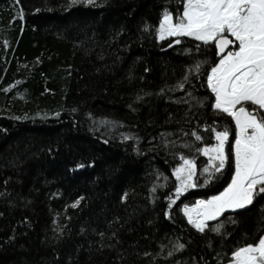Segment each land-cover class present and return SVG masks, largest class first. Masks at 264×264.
I'll return each instance as SVG.
<instances>
[{"label": "trees", "instance_id": "1", "mask_svg": "<svg viewBox=\"0 0 264 264\" xmlns=\"http://www.w3.org/2000/svg\"><path fill=\"white\" fill-rule=\"evenodd\" d=\"M186 3L0 0V264H229L264 236L259 187L203 232L183 213L231 184L237 137L208 85L215 42L159 38ZM38 21L91 24L94 37ZM225 129L217 172L202 149ZM184 159L195 186L177 196Z\"/></svg>", "mask_w": 264, "mask_h": 264}, {"label": "snow or ice", "instance_id": "2", "mask_svg": "<svg viewBox=\"0 0 264 264\" xmlns=\"http://www.w3.org/2000/svg\"><path fill=\"white\" fill-rule=\"evenodd\" d=\"M77 2L70 0L72 4ZM225 33L234 40L228 39ZM167 37H191L204 44L216 42L221 54L229 45L237 49L222 55L208 78V85L215 93V108L232 117L239 132L230 149L235 173L229 187L207 202L200 201L196 209L191 210H200L198 218L189 210L185 211L189 223L203 232L206 221L216 220L225 211L245 208L252 203L257 187L264 186V112L260 111L264 110V0H187L178 22L174 23L171 15L164 14L159 38ZM245 103L252 107H237ZM196 139L201 137L196 136ZM215 140L218 143L214 147L202 151L213 161L211 167L219 172L229 159V154L225 153L228 130L216 132ZM195 169L191 159H184V166L177 169L176 177L181 181L177 196L185 188L195 186ZM258 190L264 192V187ZM235 260L236 264H264V238L258 246L237 250Z\"/></svg>", "mask_w": 264, "mask_h": 264}, {"label": "rangeland", "instance_id": "3", "mask_svg": "<svg viewBox=\"0 0 264 264\" xmlns=\"http://www.w3.org/2000/svg\"><path fill=\"white\" fill-rule=\"evenodd\" d=\"M187 4V3H186ZM185 8H186V6H185ZM170 15V14H169ZM174 22V21H173ZM39 25H41V26H43V27H45L46 29H48V30H54V31H57V32H59V33H61V34H64V35H70V36H72V37H74L77 41H78V43L80 44V45H86V44H89L91 41H92V39H93V37H94V31H93V28H92V26H91V24H83V25H80V24H74V25H72V26H69V27H63V26H59V25H55V24H53V23H51V22H48V21H38L37 22ZM163 23V20H162V22H161V24ZM160 24V25H161ZM160 28V27H159ZM233 38V37H232ZM234 39V38H233ZM236 51V50H235ZM211 75V74H210ZM210 87V86H209ZM211 88V87H210ZM245 104H249V103H245ZM245 104H243V105H238L237 107L239 108L240 106H244ZM251 106V105H250ZM245 107V106H244ZM247 108V107H246ZM234 120V119H233ZM235 122V121H234ZM237 128V127H236ZM238 132H239V129L237 128V135H238ZM228 142H229V140H228ZM228 142L226 143V145H225V153L226 154H228V150H227V147H228ZM209 148H211V147H209ZM234 178V177H233ZM229 187V186H228ZM227 187V188H228ZM258 187H260V186H258ZM226 188V189H227ZM223 193V192H222ZM221 193V194H222ZM219 196V195H218ZM216 197V196H215ZM212 198H214V197H212ZM212 198H210V199H208V200H199L196 204H194V205H192V206H185L184 208H183V213L185 214V211L186 210H189L190 212H191V215L194 217V218H198L197 217V212H199L200 210L199 209H197L196 211H191L192 209H196V206H197V204L200 202V201H205V202H207V201H209V200H211ZM252 202H253V200H252ZM252 204V203H251ZM251 204H249V205H247L246 207H248V206H250ZM236 210H239V209H236ZM228 211H235V210H228ZM226 212V211H225ZM186 215V214H185ZM221 216V215H220ZM219 216V217H220ZM186 217H187V219H188V215H186ZM188 221H189V219H188ZM210 221H213V220H209V221H206V225L208 224V222H210ZM191 224V223H190ZM191 225H193V224H191ZM194 226V225H193ZM207 227V226H206ZM205 227V228H206ZM197 229V228H196ZM262 238H264V236L262 237ZM261 238V239H262ZM259 243V242H258ZM258 243L257 244H254V245H252V246H258ZM229 264H236V260H235V255H234V257H233V261L231 262V263H229Z\"/></svg>", "mask_w": 264, "mask_h": 264}, {"label": "water", "instance_id": "4", "mask_svg": "<svg viewBox=\"0 0 264 264\" xmlns=\"http://www.w3.org/2000/svg\"><path fill=\"white\" fill-rule=\"evenodd\" d=\"M227 38H228V39H231V40H234L230 35H227ZM215 44H216V42H215ZM177 45H178V44L174 43L170 48H173L174 46H177ZM216 46H217V50H218V56H219L220 59H221L222 55H227L228 51H232V50L235 48L234 45H229V46L225 49V52H224L223 54H221V53L219 52V48H218V45H217V44H216Z\"/></svg>", "mask_w": 264, "mask_h": 264}, {"label": "flooded vegetation", "instance_id": "5", "mask_svg": "<svg viewBox=\"0 0 264 264\" xmlns=\"http://www.w3.org/2000/svg\"><path fill=\"white\" fill-rule=\"evenodd\" d=\"M226 36H227V35H226ZM235 48H236V47H235ZM235 48H234V49H235ZM232 51H234V50H232Z\"/></svg>", "mask_w": 264, "mask_h": 264}, {"label": "crops", "instance_id": "6", "mask_svg": "<svg viewBox=\"0 0 264 264\" xmlns=\"http://www.w3.org/2000/svg\"><path fill=\"white\" fill-rule=\"evenodd\" d=\"M168 38V37H167ZM234 179V178H233Z\"/></svg>", "mask_w": 264, "mask_h": 264}]
</instances>
